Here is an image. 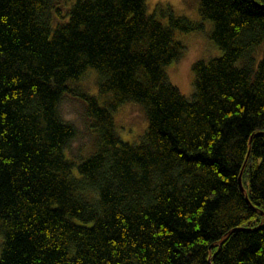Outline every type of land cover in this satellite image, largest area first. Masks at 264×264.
<instances>
[{"label": "trees", "instance_id": "trees-1", "mask_svg": "<svg viewBox=\"0 0 264 264\" xmlns=\"http://www.w3.org/2000/svg\"><path fill=\"white\" fill-rule=\"evenodd\" d=\"M62 7L0 0V264H264V0H199L222 54L193 64L191 98L166 67L200 25L146 0ZM90 68L97 92L73 88ZM68 93L96 132L79 162ZM126 102L138 143L115 126Z\"/></svg>", "mask_w": 264, "mask_h": 264}, {"label": "rangeland", "instance_id": "rangeland-1", "mask_svg": "<svg viewBox=\"0 0 264 264\" xmlns=\"http://www.w3.org/2000/svg\"><path fill=\"white\" fill-rule=\"evenodd\" d=\"M76 1L62 0V8L65 14ZM158 3L171 6L175 16H185L193 23L201 26V29L190 32L176 31V38L181 40L185 46L184 53L180 59L166 67L170 81L187 98H191L194 93L193 64L197 60L208 61L210 58L222 54V50L211 38L213 22L201 16L198 9L199 0H146L149 13L154 12ZM158 17L165 23L168 22V18ZM67 18H58V20L64 21ZM263 49L264 47L260 51L262 52ZM97 78V70L90 68L80 80L71 86L87 89L90 93H96ZM60 111L63 119L73 123L77 128L78 134L67 147L66 153L79 162L92 154L96 142V132L93 130L91 121L86 117L85 105L80 96L68 93L61 102ZM114 120L120 138L131 143H138L141 135L148 127L144 109L136 102H126L120 105L114 112ZM1 243L2 237L0 236V246Z\"/></svg>", "mask_w": 264, "mask_h": 264}, {"label": "water", "instance_id": "water-1", "mask_svg": "<svg viewBox=\"0 0 264 264\" xmlns=\"http://www.w3.org/2000/svg\"><path fill=\"white\" fill-rule=\"evenodd\" d=\"M239 186H240L241 190H242V191L245 193V195H246L245 187H244V184H243V181H242V172H241V174H240V176H239ZM245 197H246V200H247V201H250L248 195H246Z\"/></svg>", "mask_w": 264, "mask_h": 264}]
</instances>
